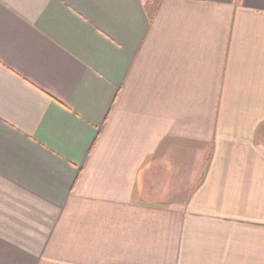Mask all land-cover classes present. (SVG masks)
Returning <instances> with one entry per match:
<instances>
[{
  "label": "crops",
  "instance_id": "crops-1",
  "mask_svg": "<svg viewBox=\"0 0 264 264\" xmlns=\"http://www.w3.org/2000/svg\"><path fill=\"white\" fill-rule=\"evenodd\" d=\"M0 264H264V0H0Z\"/></svg>",
  "mask_w": 264,
  "mask_h": 264
}]
</instances>
